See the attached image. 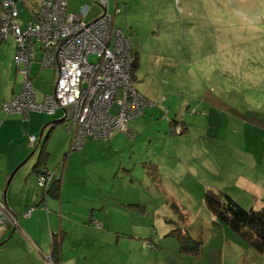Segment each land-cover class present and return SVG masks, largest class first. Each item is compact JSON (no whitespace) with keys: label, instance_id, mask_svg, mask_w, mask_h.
<instances>
[{"label":"rangeland","instance_id":"rangeland-1","mask_svg":"<svg viewBox=\"0 0 264 264\" xmlns=\"http://www.w3.org/2000/svg\"><path fill=\"white\" fill-rule=\"evenodd\" d=\"M115 3L114 24L137 52L131 72L146 103L117 132L119 143L115 132L49 155V172L65 170L63 197L44 192L45 200L30 204V263L19 260L53 264L55 230L62 264H264V253L213 222L202 200L213 185L245 205L251 197L264 203V0H68L67 9L79 14L87 5L82 19L95 18L106 7L113 13ZM17 7L24 26L37 0H17ZM0 45L12 62L14 39ZM35 62L28 73L42 89L36 82L50 79L52 68L36 73ZM168 199L188 234L203 240L201 254L185 252L172 233Z\"/></svg>","mask_w":264,"mask_h":264},{"label":"built area","instance_id":"built-area-1","mask_svg":"<svg viewBox=\"0 0 264 264\" xmlns=\"http://www.w3.org/2000/svg\"><path fill=\"white\" fill-rule=\"evenodd\" d=\"M107 5L108 0H100ZM68 0H38L37 11L24 26L16 18L15 0H3L0 8V37L15 41L13 62L23 74L22 88L3 102L5 112L63 110L71 131V148H79L89 137L107 139L115 131L127 129V119L143 111L146 103L136 91L131 74L134 58L129 37L114 24L120 11L106 7L91 20L67 9ZM39 54V63L55 67L51 92L35 98L26 65ZM92 56L89 58V56ZM22 64V67L20 65ZM139 95H138V94ZM115 106L113 109L112 107ZM33 144L36 136H28ZM48 169L37 173L43 186L52 177ZM30 214V207L23 215ZM18 225L17 215L0 199V224Z\"/></svg>","mask_w":264,"mask_h":264},{"label":"crops","instance_id":"crops-1","mask_svg":"<svg viewBox=\"0 0 264 264\" xmlns=\"http://www.w3.org/2000/svg\"><path fill=\"white\" fill-rule=\"evenodd\" d=\"M88 12L89 7L83 14V18ZM86 18L92 19L93 17ZM7 38L8 37H0V41ZM14 52L15 48L13 49V54ZM8 54L9 53H6L4 50L1 51L0 45V199L5 200L9 209L17 215L18 225L13 227L10 226L9 223H3L2 226H0V264H22L19 260L20 257L26 258L30 263V214L25 216L23 212L30 207V204L37 205L41 203L43 199L45 200L46 189L49 188L51 181L49 180L48 185H45L48 181L44 183L39 199H37L38 191L35 176L40 167L47 168L46 159H48L51 153L57 150L60 152H67L66 148L68 143L71 142L72 133L66 126V121L63 118V110L61 108H57L53 112H50L52 115H44L42 111L37 110H26L24 112L3 111L2 102L18 92L23 85V74L19 71L17 66H15L13 57L12 62L10 61ZM38 58L37 56L35 59L29 61L26 65L27 71L29 64L33 61L37 63L35 68L36 73L39 72L41 67H51L52 70H45L50 72V79L37 80L36 84L41 86L42 89H37L34 86L32 81L34 73L30 75L28 73V78L35 88V98L37 100L41 99L45 93L52 91L57 73L55 67L41 65ZM20 65L22 67L21 63ZM41 73L47 77L44 71ZM37 90L39 91L37 92ZM55 130H57V134L55 136V144H53L50 143V137L54 134ZM115 132L116 134L113 138L119 143L121 138H117L118 131ZM115 132H113L109 138L112 137ZM29 134H35L37 136L33 144L29 143ZM130 141L129 147L135 144V138ZM58 143L59 147L57 145ZM125 145L126 144L123 143L121 147L123 148ZM27 161L30 166L27 164L24 165ZM130 170L131 169H128V171ZM51 176L59 179V190L56 197L61 199L63 197V187L65 183V170L61 177H58L55 172L52 173ZM52 177L50 179H52ZM36 193L37 195H35ZM250 199L249 205H245L239 199L238 200L245 206H258L262 204L258 198L251 197ZM38 210L41 211L40 208ZM48 214L49 212L47 215ZM7 232H9V236L4 235ZM12 233H17V236L11 238ZM50 233L52 235V233H56V231L52 230ZM51 235L48 244L49 252L52 250ZM35 243L37 244V241ZM39 248L40 251H42L43 245ZM62 253V247H59V250L55 253L51 251L50 255L53 264L63 263Z\"/></svg>","mask_w":264,"mask_h":264},{"label":"trees","instance_id":"trees-1","mask_svg":"<svg viewBox=\"0 0 264 264\" xmlns=\"http://www.w3.org/2000/svg\"><path fill=\"white\" fill-rule=\"evenodd\" d=\"M2 1L3 0H0V8L2 6ZM15 1L17 8V15H16L17 18L19 11L17 7V0ZM37 8H38V0H37V7L35 8L30 7V10L32 11V15L34 12L37 11ZM135 65H137V52H135L134 59L132 61V68ZM169 121H173L174 123L179 122L178 120L175 119V117H172L171 119H169ZM187 128H188L187 125L184 124V128L181 130V132H183V130ZM145 162L146 161H142V163L144 164ZM151 163L150 164L154 167V170H156V168L158 169V164L153 163L152 161ZM41 169H47V168L40 167L38 169V172ZM49 180H51L50 186L48 189H46V191L51 195H58L59 179L52 177V179ZM202 200L205 207L211 214L213 222H215L216 224H220V225L223 224L226 225L227 227H230L236 233L244 236L245 240L249 243V245H252L261 253L264 252V203L258 206H254V205L245 206L238 199L230 195L228 192L224 191L222 188L213 185L205 186L202 195ZM166 203L171 208L170 209L171 214L174 212L176 214V218H173L172 216L170 217L168 216L166 217V219L172 221V223L174 224L173 226L175 228L173 227L171 230L174 229L175 232L172 231V233L175 234L180 239V244L183 250L185 252H189L196 255L201 254L203 251L202 248L203 240L194 237L192 233L188 234V231L184 228L185 223L182 220L183 216L180 214V212L175 211L179 207L176 201L166 200ZM57 247H58V240H56L55 238V233H52L51 235L52 253L56 252Z\"/></svg>","mask_w":264,"mask_h":264}]
</instances>
